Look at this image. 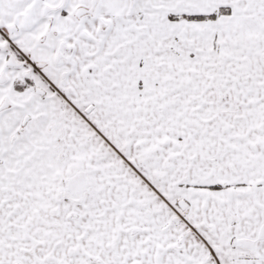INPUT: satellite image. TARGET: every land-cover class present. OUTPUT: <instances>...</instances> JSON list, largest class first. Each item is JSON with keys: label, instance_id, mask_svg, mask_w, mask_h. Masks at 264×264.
<instances>
[{"label": "snow or ice", "instance_id": "6c2138e0", "mask_svg": "<svg viewBox=\"0 0 264 264\" xmlns=\"http://www.w3.org/2000/svg\"><path fill=\"white\" fill-rule=\"evenodd\" d=\"M0 264H264V0H0Z\"/></svg>", "mask_w": 264, "mask_h": 264}]
</instances>
